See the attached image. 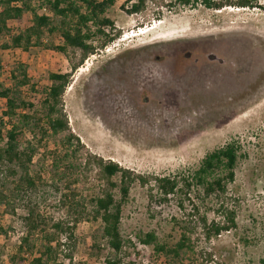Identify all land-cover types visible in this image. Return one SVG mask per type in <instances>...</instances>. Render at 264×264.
Returning <instances> with one entry per match:
<instances>
[{"label": "rangeland", "instance_id": "obj_1", "mask_svg": "<svg viewBox=\"0 0 264 264\" xmlns=\"http://www.w3.org/2000/svg\"><path fill=\"white\" fill-rule=\"evenodd\" d=\"M131 5L116 0L110 17L121 38L89 58L73 76L64 98L72 131L91 153L156 175L196 168L207 153L238 141L243 157L228 194L236 209L237 228L210 241L198 230L192 236L194 250L184 255L183 263L264 264V10H213L200 2L183 5L180 0H156L130 15L126 10ZM38 13L46 11L38 9ZM32 18L27 12L21 21L10 22L12 33L28 27ZM5 41L9 38L0 41V82L11 87L13 74L22 64L32 83L38 85L36 92L22 88V95L38 107L49 85L48 75L68 72L69 62L43 47L4 50ZM191 74L199 79L203 74L202 84H208L195 88ZM176 79L185 81L176 88L172 85ZM4 109L5 100L1 116ZM28 140L37 149L32 174L42 178L28 197L15 195L14 186L1 181L9 202L0 205V264H14L26 232L25 204L39 209L48 231L56 221L72 224L79 219L75 238L70 242L61 239L67 245L58 250V264H109L108 258L116 257L120 264H165V258L140 238L154 233L159 243H177L181 234L178 223L184 224L187 218L175 207L151 206L148 190L134 185L122 214V253L116 256L107 249L106 255L92 256L93 244L105 247L100 239L101 223L89 215L96 181L90 177L84 182L80 174L69 175L70 181L77 178L79 182L67 188L63 174L53 173L48 160V151L57 148L54 140L41 143L31 133ZM72 190L77 192L76 200L86 204L87 213L82 217L59 203L62 194ZM208 217L221 219L214 214ZM32 239L37 254L44 243L43 233L37 232ZM205 253L212 260L207 262Z\"/></svg>", "mask_w": 264, "mask_h": 264}, {"label": "trees", "instance_id": "obj_2", "mask_svg": "<svg viewBox=\"0 0 264 264\" xmlns=\"http://www.w3.org/2000/svg\"><path fill=\"white\" fill-rule=\"evenodd\" d=\"M148 1L127 0L132 4L127 14L142 12ZM116 0H0V41L1 48L22 49L43 47L60 53L69 62L68 72L48 75L49 85L43 90L44 98L39 106L26 102L22 88L36 92L35 83L28 76L26 68L19 65L13 74V85L6 87L0 82V108L5 100V109L0 115V205L9 202L1 181L14 186L15 195L28 197L41 181L40 174H32L37 149L28 140V133L39 137V141L53 139L57 148L48 151L53 173L61 172L68 187L79 179L69 180V175L80 174L84 182L90 177L96 181V194L91 198L89 212L94 222H100L101 244L91 246L92 256L106 255L112 250L116 256L124 249L125 240L121 233L122 214L134 185L146 188L151 206L164 209L175 207L187 221L178 223L181 234L174 245L159 243L154 233H147L140 241L153 246L155 253L165 258V264H184V255L192 252V236L201 230L206 241L237 228L236 209L230 203L229 186L235 181L236 169L243 157L241 144L236 140L226 142L222 147L207 153L196 168L181 170L167 175L140 173L123 167L118 162L106 160L91 153L82 143L69 124L65 108V95L71 86L75 72L84 63L105 50L115 40L121 38L110 11ZM183 5L200 2L208 9L221 10L226 7L262 9L261 0H180ZM36 6V7H35ZM38 9L46 13H38ZM31 12V24L17 34H13L12 21H21L25 13ZM48 37L49 40L44 41ZM55 38L59 42L54 41ZM0 58V75L2 72ZM77 192L64 193L60 199L62 208L75 212L79 217L87 213L84 201L76 200ZM27 215L23 217L26 232L22 237L14 264H58V250L75 238L79 219L70 224L56 221L52 231H48L47 221L37 207L24 205ZM14 212V211H13ZM219 218L209 219L208 215ZM177 221L176 218H173ZM3 229L0 227V235ZM43 233L42 249L36 254L37 243L32 238ZM138 256V253L136 254ZM206 261L212 260L205 253ZM108 258L109 264H120ZM60 264V263H59Z\"/></svg>", "mask_w": 264, "mask_h": 264}, {"label": "bare ground", "instance_id": "obj_3", "mask_svg": "<svg viewBox=\"0 0 264 264\" xmlns=\"http://www.w3.org/2000/svg\"><path fill=\"white\" fill-rule=\"evenodd\" d=\"M153 28V27H152ZM140 31V30H139ZM142 35V34H141ZM128 38V37H127ZM126 38V39H127ZM82 71V70H81ZM201 77V79H199V78H197V77H195V75L194 74H191L190 76H189V79L190 80H192L193 82H195L194 83V86H195V88H202V86L205 84V86L208 84V83H204V84H202L203 82V80L206 78V77H203V74H202V76H200ZM201 86V87H200ZM71 89V88H70Z\"/></svg>", "mask_w": 264, "mask_h": 264}, {"label": "flooded vegetation", "instance_id": "obj_4", "mask_svg": "<svg viewBox=\"0 0 264 264\" xmlns=\"http://www.w3.org/2000/svg\"><path fill=\"white\" fill-rule=\"evenodd\" d=\"M223 63H224V62H223ZM184 81H185V79H183V80H182V79H176V80L173 81L172 85L176 86V88H177L178 85L181 84V83H184ZM176 88H175V89H176ZM176 90H177V89H176Z\"/></svg>", "mask_w": 264, "mask_h": 264}, {"label": "water", "instance_id": "obj_5", "mask_svg": "<svg viewBox=\"0 0 264 264\" xmlns=\"http://www.w3.org/2000/svg\"><path fill=\"white\" fill-rule=\"evenodd\" d=\"M209 58H210V59H215V60L217 59L220 63H223V62H224L223 59H218L215 55H214V56H211V55H210Z\"/></svg>", "mask_w": 264, "mask_h": 264}]
</instances>
